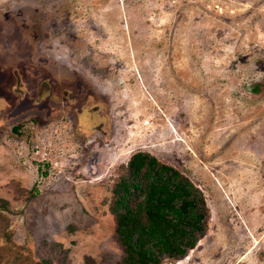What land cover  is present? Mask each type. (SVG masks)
I'll return each mask as SVG.
<instances>
[{
  "label": "rangeland",
  "instance_id": "rangeland-1",
  "mask_svg": "<svg viewBox=\"0 0 264 264\" xmlns=\"http://www.w3.org/2000/svg\"><path fill=\"white\" fill-rule=\"evenodd\" d=\"M141 151L208 206L164 264H264V0H0V264H122Z\"/></svg>",
  "mask_w": 264,
  "mask_h": 264
},
{
  "label": "trees",
  "instance_id": "trees-1",
  "mask_svg": "<svg viewBox=\"0 0 264 264\" xmlns=\"http://www.w3.org/2000/svg\"><path fill=\"white\" fill-rule=\"evenodd\" d=\"M19 127L13 131L18 133ZM123 168L109 205L124 252L121 263L164 264L186 258L208 229V206L201 192L173 166L146 152L135 153ZM65 259L62 252L45 264Z\"/></svg>",
  "mask_w": 264,
  "mask_h": 264
}]
</instances>
